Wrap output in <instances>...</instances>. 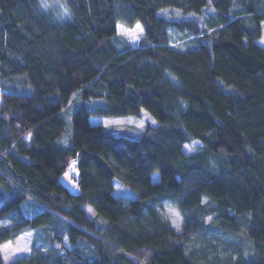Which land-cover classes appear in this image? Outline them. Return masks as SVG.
Here are the masks:
<instances>
[{
    "label": "trees",
    "instance_id": "16d2710c",
    "mask_svg": "<svg viewBox=\"0 0 264 264\" xmlns=\"http://www.w3.org/2000/svg\"><path fill=\"white\" fill-rule=\"evenodd\" d=\"M62 2L0 0V244L34 231L30 255L0 264H264V0ZM138 22L135 46L117 25ZM142 107L157 124L137 137L89 120ZM74 160L78 192L61 181ZM240 214L253 243L227 258L207 235L238 233Z\"/></svg>",
    "mask_w": 264,
    "mask_h": 264
},
{
    "label": "rangeland",
    "instance_id": "374dc122",
    "mask_svg": "<svg viewBox=\"0 0 264 264\" xmlns=\"http://www.w3.org/2000/svg\"><path fill=\"white\" fill-rule=\"evenodd\" d=\"M41 3L44 4L43 7L48 8L49 6L56 7L61 9L63 7L62 0H40ZM167 10L162 11V13L166 14ZM117 30L119 35H123L129 38L131 44L138 45L140 38L143 34V29L141 24L138 22L133 27H127L121 23H118ZM258 43L264 46V21L262 22V35L258 39ZM0 102H1V94H0ZM82 100L80 97L74 98L73 101L70 102L68 107L65 110V116L68 120V126L63 134V136L58 140L60 145L68 146L72 144V119L73 113L81 106ZM91 123L94 124H102L104 126H110L114 128V131L117 135L127 136V137H137L142 131L146 128L147 125H156L157 121L154 115L146 108L142 107L139 115H91L89 117ZM200 139H192L184 145V151L186 153H192L197 150V146L199 143L201 144ZM159 178V172H155L153 174V179L157 180ZM79 168L78 161L74 160L71 165L67 168V170L62 174L61 181L70 188L73 192H78L79 187ZM115 192L118 196H120L125 201H128L132 198L138 196L137 192L130 188L129 186L123 184L118 179H114ZM25 211L27 213H34L36 208L28 201H23L22 203ZM161 214L164 217H168L171 219L174 227L177 230H181L184 228L183 225V217L180 214L177 207L174 205L172 199H164L157 205ZM91 216L95 215V212L90 209ZM250 213L246 216L250 217ZM238 219L243 224V229L238 233L228 232L229 234H223L222 232L209 233L207 236L212 241V244H217L221 252H223L224 248H228V251L225 254V257H229L228 254L232 247H238L242 253L247 252V248L250 247L253 241L247 237V224L244 222V215H238ZM211 217H207L206 221L209 222ZM235 234V235H232ZM33 231H28L26 233H22L17 236L13 240H9L0 244V251L2 256L4 257L6 262L15 261L20 257H25L31 254L32 252V242H33ZM247 238V239H246ZM204 236H195L194 246L203 249L204 252H208L205 246L210 245ZM251 243H250V241ZM211 255H209V258ZM236 256V255H235ZM234 256V257H235ZM236 258V257H235ZM222 260H216V264L221 263Z\"/></svg>",
    "mask_w": 264,
    "mask_h": 264
},
{
    "label": "crops",
    "instance_id": "0c3cea01",
    "mask_svg": "<svg viewBox=\"0 0 264 264\" xmlns=\"http://www.w3.org/2000/svg\"><path fill=\"white\" fill-rule=\"evenodd\" d=\"M31 231H33V230H31ZM28 232V231H27ZM30 232V231H29ZM34 232V231H33ZM26 233V232H25Z\"/></svg>",
    "mask_w": 264,
    "mask_h": 264
}]
</instances>
